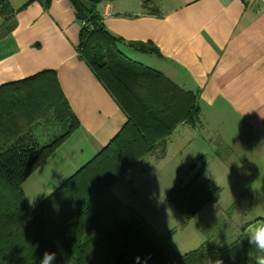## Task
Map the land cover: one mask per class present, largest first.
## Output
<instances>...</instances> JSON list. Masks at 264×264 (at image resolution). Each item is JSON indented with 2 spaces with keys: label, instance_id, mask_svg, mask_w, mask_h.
Masks as SVG:
<instances>
[{
  "label": "trees",
  "instance_id": "1",
  "mask_svg": "<svg viewBox=\"0 0 264 264\" xmlns=\"http://www.w3.org/2000/svg\"><path fill=\"white\" fill-rule=\"evenodd\" d=\"M40 1L45 7L51 3ZM68 1L82 23L79 56L112 94L126 121L105 147L31 210L24 181L79 122L54 70L0 86V264H39L45 251L56 253L55 264H213L216 259L224 264H255L256 257L245 254L244 241L223 248L205 242L182 255L169 244L165 247L137 219L101 213L102 199L112 185L147 154L164 157L165 140L179 124L199 123V95L119 50L125 41L106 29L100 11L103 3L113 0ZM0 15L6 23L12 19L8 0H0ZM126 43L156 51L151 42ZM51 119L64 131L42 144L34 129ZM194 165L193 175L166 195L183 217V225L222 193L219 185L205 178L204 162L198 168ZM170 234L162 240L166 242Z\"/></svg>",
  "mask_w": 264,
  "mask_h": 264
},
{
  "label": "crops",
  "instance_id": "2",
  "mask_svg": "<svg viewBox=\"0 0 264 264\" xmlns=\"http://www.w3.org/2000/svg\"><path fill=\"white\" fill-rule=\"evenodd\" d=\"M8 2L12 19L6 23L0 15V86L54 70L79 122L27 177V205L33 210L110 142L126 115L79 56L82 23L71 2L51 0L48 7L40 0ZM100 11L106 29L125 41L119 50L126 57L198 92L202 140L210 141L221 131L218 135L231 146V158L243 164L233 170L246 171L249 179H264V4L259 0H113L103 3ZM131 41L151 42L156 51L126 43ZM185 124L192 126L178 127ZM132 169L107 191L100 205L103 215L133 219L131 214L129 219L120 216L123 206L138 212L140 205L132 197L136 191L122 182L132 181L128 178Z\"/></svg>",
  "mask_w": 264,
  "mask_h": 264
},
{
  "label": "rangeland",
  "instance_id": "3",
  "mask_svg": "<svg viewBox=\"0 0 264 264\" xmlns=\"http://www.w3.org/2000/svg\"><path fill=\"white\" fill-rule=\"evenodd\" d=\"M199 125H181L165 140L167 155L147 154L133 167L131 176L128 175L132 181L122 182L136 191V194L132 192V197L140 208L135 212L122 205L125 211L120 216L129 219L131 214L165 247L169 244L182 255L205 242L223 248L240 241L247 243L245 254L253 258L264 255L250 245L248 239L256 227L264 224V179H249L246 171L233 170L232 167L238 169L243 164L231 158V146L225 145L218 135L221 131L215 132L212 140L205 141ZM63 131L64 128L52 119L34 129L42 144L49 143ZM203 162L205 178L219 185L222 193L216 202L205 205L187 225H183V217L172 203L166 201V195L171 188L183 184L193 175L192 165L198 168ZM258 165L263 166V163ZM23 189L27 195V179ZM29 204L30 207L35 205L32 200ZM168 234L167 241H163L162 237Z\"/></svg>",
  "mask_w": 264,
  "mask_h": 264
},
{
  "label": "clouds",
  "instance_id": "4",
  "mask_svg": "<svg viewBox=\"0 0 264 264\" xmlns=\"http://www.w3.org/2000/svg\"><path fill=\"white\" fill-rule=\"evenodd\" d=\"M249 244L264 253V224L256 227L249 235ZM56 253L45 251L39 258V264H55ZM213 264H224L222 259H216ZM255 264H264V255L255 258Z\"/></svg>",
  "mask_w": 264,
  "mask_h": 264
},
{
  "label": "built area",
  "instance_id": "5",
  "mask_svg": "<svg viewBox=\"0 0 264 264\" xmlns=\"http://www.w3.org/2000/svg\"><path fill=\"white\" fill-rule=\"evenodd\" d=\"M243 1H245V0H243ZM259 1L264 4V0H259Z\"/></svg>",
  "mask_w": 264,
  "mask_h": 264
}]
</instances>
